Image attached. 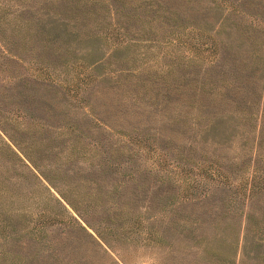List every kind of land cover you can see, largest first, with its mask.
I'll return each mask as SVG.
<instances>
[{
    "label": "rangeland",
    "instance_id": "374dc122",
    "mask_svg": "<svg viewBox=\"0 0 264 264\" xmlns=\"http://www.w3.org/2000/svg\"><path fill=\"white\" fill-rule=\"evenodd\" d=\"M188 1L195 2L194 10L164 17V0H0L6 44L0 40L1 126L11 140L1 130L0 135L23 160H32L45 176L39 179L66 208L0 141V162L7 165L0 171L8 177L0 180V264H223L217 258L224 255L210 245L198 258L178 250L202 244L194 235L209 208L216 212L215 201L218 222L226 229L231 222L234 233L239 227L241 264H264V149L257 156L255 119L245 140L231 131L223 152L202 141L207 132L196 118L184 126L169 124L175 111L165 109L171 102L164 101L171 92H157L165 72L219 63L228 31L233 37H239L235 31L263 35L256 46L263 55L264 0ZM145 3L154 9L148 11ZM88 8L94 12L80 14ZM35 10L65 12L45 18L59 35L42 54L27 40L39 16ZM227 12L239 16L241 27L220 26ZM140 74L155 80L150 91L136 87L134 76ZM172 77L170 87L183 83L181 74ZM254 79L259 93L261 66ZM91 101L111 124L109 131L87 119ZM47 105L55 112L51 116ZM78 131L83 140H99L101 151L92 155L87 145L74 143ZM18 148L30 153L24 156ZM102 152L123 157L105 164ZM252 174L260 175L251 194ZM68 182L71 195L63 185ZM22 192L28 197H18Z\"/></svg>",
    "mask_w": 264,
    "mask_h": 264
},
{
    "label": "trees",
    "instance_id": "16d2710c",
    "mask_svg": "<svg viewBox=\"0 0 264 264\" xmlns=\"http://www.w3.org/2000/svg\"><path fill=\"white\" fill-rule=\"evenodd\" d=\"M194 3H190L188 0H164V5L160 7L161 10H164L166 12V15L164 17H168L170 15L173 16L184 14V10L188 12L194 10ZM143 7H145L148 11L149 9H154L152 8L153 5L149 3L143 4ZM90 12H94V10L88 8L85 11L82 10L80 14L82 15L84 13L83 15L87 17V15L89 16ZM35 13L41 16H36V27L31 30V32H33L32 36L28 35L27 40H29V43L31 45L30 48L35 51L37 50L38 52L36 53L42 54V52L46 50L45 48H48V46H46L48 45L47 43L51 40H55L59 35V32L53 30V26L47 28L46 24L48 23L45 22V18L51 15L62 16L63 14H65V12H53V14L52 12L46 10H41L39 13L35 10ZM59 18L61 19V17ZM51 22H55V19H53V21ZM220 22H222L220 26L228 25L230 27L236 28L241 27L239 24V16H230L229 12H227L226 16H224L223 20ZM228 32L229 34H227L228 36L224 43L223 52L220 55L219 63H215L214 61L213 64L201 66L202 70H200V68L196 69L190 67L189 65H186L185 67L178 70L176 73L170 72L169 74L165 72L166 75L162 78L164 80L160 82L161 87L157 89V92H162V96H165L166 93L171 92V96L164 101V104L171 102L170 105H164L165 109H174L175 111V115L169 117L170 121L171 119L175 121H171L169 122V124L174 126L179 123L181 126H184L185 122L192 123L190 120L196 118V125L203 124L204 128L202 129L207 132L205 139H202V141L206 142V144H209L211 146H215L216 144L219 149L223 152L228 150L224 148L223 142L228 141V135L231 133V131L235 130L236 132H238L239 136L244 137L245 140L246 134L249 131L247 125L250 124V119L254 118L256 121L255 125L257 126L256 136H254L256 137V141L254 142L256 145H254L258 149L257 156H259L258 151L264 149V82L261 86V90L259 91V93H257L258 87L254 83V75L256 69H260V66L264 71V53L262 55L261 51H259L256 47L258 44V47L260 48L259 39H262L261 37L263 35L256 33L255 37L246 36L245 33L241 34L240 32L237 33L235 31V34L239 35V37H233L231 36L230 31ZM0 40L3 41V38L1 36ZM3 43L5 44L4 41ZM5 49L8 54L18 53L15 52L16 50L13 51L9 47H5ZM43 54L46 55V52ZM17 55L19 56V53ZM19 59H21V57ZM176 74H181L183 83L178 84L177 82H175L174 85L170 87V80L174 79V77L172 76H176ZM154 81V79L150 80V77L144 76L143 74L134 76V83L136 84V87L145 88L144 91H150L153 87L149 84H154ZM46 99L47 98H45L44 100ZM94 102H90V107H85V114L87 116V119L91 120L93 124L99 129H106L109 131L110 129H107V127H111V124L107 122L106 118H101L97 114L99 108L95 107ZM98 105L107 107V103H104L102 101H98ZM47 106L50 112L48 113V115L51 116L52 113L54 114L55 112H53L49 105ZM20 109L24 111L23 107H21ZM190 114H194L195 117L184 116ZM32 117L33 116H31V118ZM34 117L38 118V116ZM1 121H4V118L2 113L0 112V130L2 131V133L6 134L7 137L11 140V136H9L3 130L1 126ZM100 125H102V127ZM75 135L76 138L73 142H82L83 145L81 147L83 148L87 145L88 151L89 149H92L91 152L89 151L90 154L93 155L94 153L92 152L96 150L97 152L101 151H99L98 149L99 144L97 142H99V140H97L96 138L92 137L83 140V135L81 131H78L77 133H75ZM208 139L210 141H207ZM0 141L4 147L12 151L14 155L17 156V159L21 161L22 165L25 166L26 169H28L35 178L39 179V175L43 176V174L38 171V169L35 167L33 162H31L32 160L28 158V156H26V152L30 153L29 151L24 150V152L21 150V148H18L20 152L24 156H26L28 160L27 163V161L23 160L21 156H18L13 147L9 143H7L1 135ZM12 143L16 145V142L14 140H12ZM199 147H201V145H199ZM75 151H81V153H84L86 150H80V148H78ZM243 152L244 150L242 151V153ZM84 157L86 158L89 156L86 155ZM99 157L100 159H98L105 164H115L116 162H119L123 156L114 154L111 155L109 152H102L101 154H99ZM91 161L92 159H90L89 163H91ZM1 165H3V167H1ZM31 167H33V169H30ZM51 167L52 168L50 169H52L54 172L57 173L59 171L56 166ZM3 168H7V165L3 162H0V170ZM81 168L82 167L77 166L74 169L79 170ZM61 169L62 171L67 172L69 168L65 167ZM208 173L212 175L211 172ZM72 174L74 175L75 173L72 171ZM55 175L57 174H54V177H56ZM259 175L257 176L252 174L249 177V181H247V187L248 189H250L251 194L254 193L255 191L253 192V190L259 186ZM7 178L0 171V180L6 181L5 179ZM38 183L41 185H39V187H42L45 191H47V193H49V195H51L53 199L66 210L64 204L60 202L58 197L54 196L50 192L49 187L45 183H43L40 179L38 180ZM50 184L51 186H54V184ZM63 185H65L66 193L71 195L72 187L70 186L69 182L66 184L64 183ZM117 187L118 186H113L114 189H116ZM56 188L59 196L68 205L72 206L71 202L69 201L67 196H65V194L62 192V190L57 186ZM39 190L40 189H38L35 194H39ZM251 194L246 195L245 198L249 196L251 197ZM1 195L3 196V193L0 192V196ZM18 197L25 198L28 196H26L25 193L22 192ZM215 203L216 212H213L212 209L209 208L208 214L210 216L206 217V219L208 220L199 221L198 225H200V229H198L197 235H194L199 238L198 241L200 240L202 244H182L179 245L178 250H182L186 254L198 258L202 256V253L206 251L208 247L213 246L215 247V252H219L220 254L224 255L221 258H217V261H222L223 264H232L233 261H235L236 259L235 264H241V260L243 259L244 254L239 253L238 255H236V245L239 227L236 233H234L232 230L231 222L227 224V229L225 226H222V224L218 222L217 211L219 209V203H217L216 201ZM245 218L246 222L248 221V223H252L251 214L247 216L246 213ZM201 223L206 224L201 225ZM247 229H249V227L247 228L246 224L244 227L242 238L247 237ZM209 242H211L212 244H209ZM243 248L244 247H242V249ZM185 258L186 256L183 257L181 263L184 262ZM213 262L215 261L213 260L212 263Z\"/></svg>",
    "mask_w": 264,
    "mask_h": 264
}]
</instances>
